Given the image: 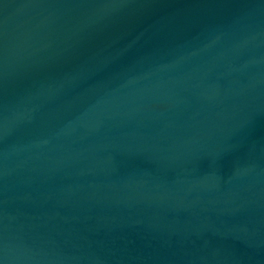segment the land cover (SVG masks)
Here are the masks:
<instances>
[{
  "label": "water",
  "instance_id": "water-1",
  "mask_svg": "<svg viewBox=\"0 0 264 264\" xmlns=\"http://www.w3.org/2000/svg\"><path fill=\"white\" fill-rule=\"evenodd\" d=\"M0 264H264V0H0Z\"/></svg>",
  "mask_w": 264,
  "mask_h": 264
}]
</instances>
